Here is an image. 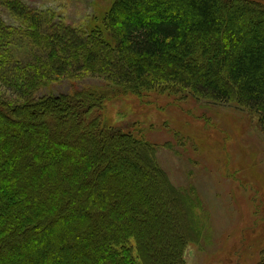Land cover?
Masks as SVG:
<instances>
[{"label": "trees", "instance_id": "trees-1", "mask_svg": "<svg viewBox=\"0 0 264 264\" xmlns=\"http://www.w3.org/2000/svg\"><path fill=\"white\" fill-rule=\"evenodd\" d=\"M3 14L24 28L4 25ZM0 45L10 50L0 67L12 66L0 68V81L19 97L0 98V258L185 264L184 251L199 233L194 203L170 184L155 147L104 125L101 109L113 91H186L236 102L258 117L264 135V5L113 0L98 26L80 36L23 0H0ZM87 78L104 88L37 95Z\"/></svg>", "mask_w": 264, "mask_h": 264}, {"label": "rangeland", "instance_id": "rangeland-1", "mask_svg": "<svg viewBox=\"0 0 264 264\" xmlns=\"http://www.w3.org/2000/svg\"><path fill=\"white\" fill-rule=\"evenodd\" d=\"M250 1L264 5V0ZM23 2L32 10L52 15L56 25L85 36L90 28L98 26L113 0ZM2 21L17 31L24 28L22 21L8 15L3 14ZM9 52L8 47L0 45L2 57H8ZM12 52L19 60L21 51ZM29 56L27 51L25 60ZM1 67L2 72L12 70V66ZM102 82L98 78L67 79L41 89L37 95L71 93L73 87L104 88ZM0 98L19 102L17 94L1 81ZM106 98L101 109L102 123L141 136L153 145L157 164L170 184L187 194L195 205L194 219L199 233L187 245L184 263H261L264 259V135L258 117L236 102L212 103L186 91L149 92L141 97L117 96L113 91ZM68 259L71 260L69 253ZM6 262L21 264L0 258V264Z\"/></svg>", "mask_w": 264, "mask_h": 264}]
</instances>
